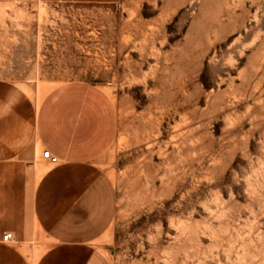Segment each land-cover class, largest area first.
Wrapping results in <instances>:
<instances>
[{"label":"rangeland","instance_id":"rangeland-1","mask_svg":"<svg viewBox=\"0 0 264 264\" xmlns=\"http://www.w3.org/2000/svg\"><path fill=\"white\" fill-rule=\"evenodd\" d=\"M0 78L93 86L107 264H264V0L3 2Z\"/></svg>","mask_w":264,"mask_h":264},{"label":"crops","instance_id":"crops-1","mask_svg":"<svg viewBox=\"0 0 264 264\" xmlns=\"http://www.w3.org/2000/svg\"><path fill=\"white\" fill-rule=\"evenodd\" d=\"M21 87L0 78V88L14 92L12 99L0 96V264H107L100 241L110 227L108 200L114 198L97 159L107 151L112 131L95 128L102 117L87 110L85 94L79 95L93 86L59 83L39 103L15 90ZM88 120L94 121L91 127ZM41 149L57 163L42 157ZM5 231L12 232L9 242L1 240Z\"/></svg>","mask_w":264,"mask_h":264},{"label":"built area","instance_id":"built-area-1","mask_svg":"<svg viewBox=\"0 0 264 264\" xmlns=\"http://www.w3.org/2000/svg\"><path fill=\"white\" fill-rule=\"evenodd\" d=\"M42 157L48 159L51 162H56L57 161V157L55 155H53L49 150H44L42 152ZM13 235L11 231H5L2 234L1 240L3 242H9L10 240H12Z\"/></svg>","mask_w":264,"mask_h":264}]
</instances>
